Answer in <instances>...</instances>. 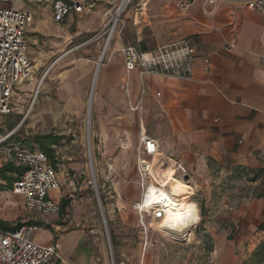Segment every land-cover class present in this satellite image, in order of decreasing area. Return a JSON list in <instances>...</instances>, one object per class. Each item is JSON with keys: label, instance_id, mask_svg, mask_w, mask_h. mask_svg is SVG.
<instances>
[{"label": "crops", "instance_id": "0c3cea01", "mask_svg": "<svg viewBox=\"0 0 264 264\" xmlns=\"http://www.w3.org/2000/svg\"><path fill=\"white\" fill-rule=\"evenodd\" d=\"M179 1L173 0L171 9L167 6L162 12L169 17L179 11L187 12L184 18L174 22L177 31L174 39L187 38L195 43L198 55L210 61L208 75L203 74L198 63L190 81L131 72L126 96L121 55L98 68L94 115L100 150L107 158L106 163L112 162L113 166H119L128 154L135 171L134 183H117L114 189L119 220L126 227H130L132 216L136 215L130 210V204L140 194L135 162L140 127L157 142L164 169L171 168L175 162L185 168L187 184L191 187L187 190L189 196L198 194L205 201L209 199V177L214 175L213 169L220 168V174L224 173V177L219 176L224 179L221 183L229 178L225 173L228 168L234 166L264 169V15L223 1L196 0L181 10ZM87 3L89 11L71 14L58 26L53 24L51 16L44 17L35 21V29L44 28L50 35H64L68 41L87 31L95 33L99 22L86 19L92 17L89 12L93 7L92 2ZM96 3L102 2L96 0ZM20 11L31 15L29 11ZM78 63L73 62V68L68 70V111L75 116L84 108L91 69L89 62ZM139 99L142 111L130 112L129 107ZM5 165L4 158L0 159V169ZM18 177L11 176L15 179L12 186ZM57 177L60 185L58 171ZM0 185L5 183L0 181ZM64 195V191L57 190L49 198L60 204L66 199ZM241 207L249 216L256 213L254 207L264 213V200L245 202ZM69 210L74 211L71 202L65 212ZM52 219L54 223L50 224ZM82 221L81 215L74 214L59 220L39 216L24 208L22 197L10 190L0 192V222L10 227L37 226L33 241L44 246L56 245L64 264H107L104 242L93 230H85Z\"/></svg>", "mask_w": 264, "mask_h": 264}, {"label": "rangeland", "instance_id": "374dc122", "mask_svg": "<svg viewBox=\"0 0 264 264\" xmlns=\"http://www.w3.org/2000/svg\"><path fill=\"white\" fill-rule=\"evenodd\" d=\"M87 1L92 2L93 7L89 12L92 17L86 19L92 21L94 18L100 25L104 0H97L101 4L96 3V0ZM50 3L51 0H15L10 6L29 11L32 17L34 15L26 34L31 69L30 74L14 91L12 110L9 114L0 116V138L8 137L7 141L11 138L22 141L41 135L61 138L59 146L55 148L59 163L58 190L65 192L64 197L70 199L74 210L65 214L68 219L73 214L81 215L84 229L93 230L96 237L102 239L107 264L245 262L256 244L264 238L263 233L256 231L257 225L264 221V213L260 212V208L254 207L257 208L256 213L249 216L245 208H240L245 202L255 201L250 199L253 186L243 180L227 179L221 183L224 179L219 176L224 177V173L209 177L211 194L207 201L198 194L189 196L184 201L191 218L189 237L185 242L163 236L159 229L151 226L149 216H143L144 229L140 227L137 215L132 216L130 227L120 222L119 212L115 207L118 198L114 189L117 183H134L135 171L133 160L128 154L122 157L123 162L119 166H113L112 162L106 163L107 158L103 157L95 132V89L92 92L91 82L96 75V64L105 37L77 48L98 32L102 25H97L95 33L87 31L70 41L64 35H50L44 28L35 29V21L51 16ZM172 3L173 0H136L124 15L125 29L116 44L139 46L147 50L174 40L177 32L174 22L184 18L187 12L179 11L176 16L169 17L162 9L164 12L167 6L171 9ZM53 24L58 26V23ZM112 45L113 41L99 69L120 56L116 51L118 45ZM73 62L91 63L84 108L77 116L68 111V70L73 68ZM8 126H11V130H7ZM7 141L0 146V159L4 158L11 145L16 146ZM187 187H190L189 184ZM140 194L134 202L139 200ZM134 202L130 204V210ZM56 219L59 220V217ZM53 220L55 219L49 223L53 224ZM84 221H87L86 224H83ZM200 222L202 226L198 228ZM110 231L116 239L114 247Z\"/></svg>", "mask_w": 264, "mask_h": 264}, {"label": "built area", "instance_id": "2783aa9c", "mask_svg": "<svg viewBox=\"0 0 264 264\" xmlns=\"http://www.w3.org/2000/svg\"><path fill=\"white\" fill-rule=\"evenodd\" d=\"M14 1L0 0V116L7 115L12 110L14 91L30 74L31 69L26 34L32 23V16L10 7ZM194 1L196 0H180L179 8L185 10ZM215 1L241 5L251 12L264 15V0H204L205 3ZM135 2L136 0H104L100 30L77 47H85L105 37L96 67L99 62L102 65L112 41V46L118 45L116 43L125 29L124 15ZM89 9L86 0H51L50 3L51 17L58 24L63 23L71 14H83ZM116 51L123 60L126 74L123 90L126 96L129 95L128 78L131 72L137 71L141 75L173 81H190L198 63L204 75L210 73L209 59L199 56L195 43L187 38H176L147 50H142L139 46L118 45ZM142 106V100L139 99L129 107V111L140 113ZM7 140L8 137L0 138V146ZM160 157L157 142L146 136L140 127L135 162L141 194L139 200L131 205V210L139 217V225L143 229V216H149L151 222L157 223L167 209L166 204L162 203H150L147 208L143 207L149 188L163 189L160 181L165 178H160L159 175L165 169L163 166L159 170ZM4 160L5 164L24 170L10 190L23 198L24 208L39 216L57 217L59 204L49 198V194L57 191L60 186L57 166H52L48 158L39 151L12 145L6 150ZM170 169L173 178L187 183L188 174L183 166L175 162ZM37 230L38 227L34 225H24L12 231L0 229V264H64L59 259L56 245L44 246L33 241L32 235Z\"/></svg>", "mask_w": 264, "mask_h": 264}, {"label": "trees", "instance_id": "16d2710c", "mask_svg": "<svg viewBox=\"0 0 264 264\" xmlns=\"http://www.w3.org/2000/svg\"><path fill=\"white\" fill-rule=\"evenodd\" d=\"M145 50V48H142ZM7 130H11V126L7 127ZM61 138L53 136V135H41V136H33L32 138H27L25 140H15L13 138L9 139L7 142H12L14 145L18 146L22 149H27L31 151H39L43 153L52 164V166L56 167L59 165L57 158H56V150L55 148L59 146ZM6 143V142H5ZM229 171L225 172L228 174L227 176L230 181H245L247 184L252 185V195H250L251 200H264V169H257V170H248L241 166H234ZM23 168H15L11 164H7L0 169V181L4 182L5 185H0V192L1 191H9L12 189V183L15 179L11 178L12 175L20 176L23 172ZM214 175H219L222 170L220 168L213 169ZM230 173V175H229ZM196 204V203H195ZM70 205V200L64 199L60 201L59 204V218H62L65 214V210ZM201 216V215H200ZM202 226L201 222L198 225V228ZM20 224H17L15 227H10V225L6 223L0 222V229L2 230H15L18 229ZM256 231L264 234V221L260 222L257 227ZM110 237L112 246L114 247L116 243V239L112 236L110 231ZM241 264H264V238L259 241L254 250L251 252L249 258L241 263Z\"/></svg>", "mask_w": 264, "mask_h": 264}, {"label": "bare ground", "instance_id": "6f19581e", "mask_svg": "<svg viewBox=\"0 0 264 264\" xmlns=\"http://www.w3.org/2000/svg\"><path fill=\"white\" fill-rule=\"evenodd\" d=\"M143 6L145 7L146 4ZM99 66L100 62L96 68V75H94L91 82L92 92L94 91L96 86V77ZM160 163L161 164L159 168L162 169L164 165L162 164V162ZM159 176L160 178H165L164 180L160 181V183L163 184V189L149 188L143 202V207L147 208L150 203H162L166 204L167 209L165 210L164 216L162 217L161 221H159L158 223L152 222L151 226H155L156 229L160 230L163 236L168 237L172 240H176L177 242L187 241L190 231L189 224L191 222L189 212L184 204V201L189 197V193L187 192V184L184 181L173 178L170 167H166Z\"/></svg>", "mask_w": 264, "mask_h": 264}, {"label": "water", "instance_id": "95a60500", "mask_svg": "<svg viewBox=\"0 0 264 264\" xmlns=\"http://www.w3.org/2000/svg\"><path fill=\"white\" fill-rule=\"evenodd\" d=\"M96 68H97V67H96ZM95 73H96V69H95ZM185 180H186V179H185ZM101 217L103 218V215H101ZM182 242H185V241H182ZM182 242H181V243H182Z\"/></svg>", "mask_w": 264, "mask_h": 264}]
</instances>
